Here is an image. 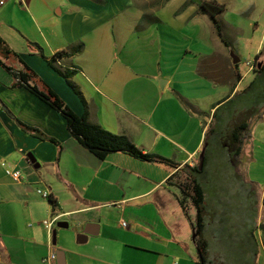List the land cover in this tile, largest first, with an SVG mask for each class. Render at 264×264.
I'll use <instances>...</instances> for the list:
<instances>
[{"label":"crops","instance_id":"crops-1","mask_svg":"<svg viewBox=\"0 0 264 264\" xmlns=\"http://www.w3.org/2000/svg\"><path fill=\"white\" fill-rule=\"evenodd\" d=\"M204 1L223 3L222 12L228 10L224 0H19L21 7L15 2L6 7L13 16L7 21V3L0 5V36L16 54L0 56L5 64L16 71L30 69V84L49 87L76 114L177 164L173 168L122 151L98 158L74 139L58 110L18 85L0 65V264H57L58 249L64 251L65 264H195L189 220L195 210L189 207L186 215L174 178H168L198 161L206 142L204 115L214 126L200 178L209 250L210 223L222 221L217 217L226 213L207 205L205 183L211 180L213 189L230 188L223 203L227 209L239 197L246 212L235 257L240 264H258L261 257L264 264V246L259 248L264 243V42L260 39L252 59L256 70L241 75L239 61L233 63L230 56L234 47L224 32L228 45L218 36L201 9ZM78 42L81 50L56 64L72 71L86 105L48 63ZM251 71L255 76L236 107L237 86ZM258 78L262 87L254 89ZM225 82L229 89L217 90ZM204 99L208 112L201 105ZM248 114L249 130L235 155L229 129ZM29 153L38 167L28 160ZM7 167L20 169L22 178L7 175ZM37 188L48 189L54 203ZM54 216L49 230L42 221ZM58 221L68 226L58 227ZM86 226L93 234L78 242ZM225 226L218 232L227 245L232 240L225 237ZM50 252L55 259L44 261ZM218 257L209 251L210 260Z\"/></svg>","mask_w":264,"mask_h":264},{"label":"trees","instance_id":"trees-1","mask_svg":"<svg viewBox=\"0 0 264 264\" xmlns=\"http://www.w3.org/2000/svg\"><path fill=\"white\" fill-rule=\"evenodd\" d=\"M201 9L210 15L215 25L218 36L226 45H228L222 34L221 25L218 20V14L224 11L225 4H219L215 1H204L201 3ZM82 46L83 43L78 42L74 46L70 47L67 51L56 52L50 57L48 63L59 75H61L65 79L70 88L79 96L82 103L86 105L81 92L70 78L72 71L62 70L56 64V61L59 58L64 55H72L79 52ZM10 54L16 55L8 47L4 39L0 36V56L7 57ZM0 65L10 71L15 78H18L19 81L16 82L18 85L26 86L32 93L58 110L65 117L68 130L74 137V139H76L80 144L86 147L98 158L103 159L109 153L122 151L142 160L163 162L173 168L177 167L176 163L164 156H161L157 153L143 152L140 148L130 142L124 135L112 133L97 124L89 122L85 114H76L49 87L44 86L41 88L36 84H30L29 80L34 75V73L30 69L26 68L25 72L19 70L16 71L12 67H9L7 64H5L1 57ZM263 65L261 66L262 69ZM254 70H256V68H254ZM249 119L250 116L248 114L241 120H237L229 129L228 141L230 143V147L235 150V155H238L240 153L242 139L244 137V134L249 130ZM33 131L35 134H37L38 137H44L38 130L33 129ZM205 135V141L208 142V145L205 148V156L202 167H199L198 159V161L193 166L184 164L176 170L178 171V173H173L168 178V180L170 181H172L171 179L176 178L174 179V185L178 189L177 198L186 215L189 217L188 204H190L195 210L194 218H189V220L191 221L193 240L198 254V258L195 264H214L213 261L209 258V244L204 234L205 196L203 186L200 181V178L207 165V159L210 149L208 130L205 132ZM48 200L50 203H54V201L50 197Z\"/></svg>","mask_w":264,"mask_h":264},{"label":"rangeland","instance_id":"rangeland-1","mask_svg":"<svg viewBox=\"0 0 264 264\" xmlns=\"http://www.w3.org/2000/svg\"><path fill=\"white\" fill-rule=\"evenodd\" d=\"M227 3L228 10H226L224 13L221 12L219 17V23L222 26V29L225 33V38L228 39L231 43V45L234 47V53L236 56H238L239 63L238 68L241 71V75L245 73V71L248 69L247 61H252L256 55V46L258 45L260 39L262 40V43L264 42V4L260 3V6L256 5V0H251L252 3L249 2V0H224ZM264 1V0H263ZM16 3L17 7H21L22 3L19 2V0H8L5 5V10L3 11L4 17L7 18V21H9L10 17H13L11 15V12L9 9H6L8 4ZM243 6L244 10L243 13H238L237 9L239 7ZM3 6H0V10L4 9ZM15 10H18L15 8ZM16 13V11H15ZM1 14V11H0ZM13 19V18H12ZM3 29L4 27H0ZM219 39V37H218ZM264 47V46H263ZM246 76V75H245ZM255 76L254 71H251L249 75L241 81L237 88L238 93L234 96V104L236 107L240 106L242 102L244 101V98L246 97V92L248 90H244L245 85L248 81H251L252 78ZM162 78L159 79V82H161ZM229 82H225L222 84L223 87L218 86L217 90L221 91L222 88L225 90L229 89ZM252 87L256 89V87H262V83L260 79H256ZM249 94L253 90H251ZM218 91V92H219ZM214 97L217 96V93L213 95ZM213 97H211L212 99ZM201 105L203 106L205 111H209L208 106L206 105V99L202 100ZM202 119H205L207 122L206 131L208 130V135L211 138V133L213 129V124L209 126V119L206 115L202 116ZM215 128L217 127V117L215 118ZM215 130V129H214ZM246 165V164H245ZM252 169L255 168V165L250 166ZM264 169V167H263ZM176 179V178H174ZM206 191H209L210 195L207 197L209 200H207V205L211 209H220L224 208L226 210L225 215L222 217H217L218 219L223 218L222 221H213V223H210V226L208 228L209 233H211L210 236V252L213 255H216L218 258L213 259L214 264H240L241 260L239 261L235 257V243L237 240V233L241 230L240 222L241 218L246 214L241 208L239 203V197H236L234 201L230 202V205L227 207L225 206L226 203V194L227 192H230V188H225V186H222V190L219 189H213L211 180L207 181L205 183ZM221 195H218L220 194ZM225 200V201H224ZM189 207L194 209L190 204H188ZM195 215V214H194ZM194 215L192 218H194ZM221 224H225L227 236L226 238L231 239L232 241L229 242V244H225L223 242V236L220 235L218 232V229ZM193 233V232H192ZM234 244V245H233ZM264 246V243H261L259 245V248L261 249ZM195 250V249H194ZM261 255H263L261 253ZM254 261V260H253ZM263 259L260 257L257 262L258 264H261Z\"/></svg>","mask_w":264,"mask_h":264},{"label":"water","instance_id":"water-1","mask_svg":"<svg viewBox=\"0 0 264 264\" xmlns=\"http://www.w3.org/2000/svg\"><path fill=\"white\" fill-rule=\"evenodd\" d=\"M230 56L232 57V61L233 63H237L239 61L238 56L235 55V53L233 51L230 52ZM164 81V80H162ZM162 83V82H161ZM162 86V84H161ZM207 146V142H204V145L201 148V151L199 153V167L201 168L203 165V160H204V156H205V148ZM28 160H30L31 162H35L36 163V158L29 153L27 155ZM38 162L35 164L36 167H38ZM56 226L58 227H67L68 223L65 221H58L56 223ZM88 226H92V224H88ZM88 226H86V228H84L80 233L77 234V241L78 242H84L86 241L87 237L89 234H93V232H91L90 230H88ZM56 242V229L54 228L52 230V243L55 244ZM56 262L57 264H65V255H64V251L63 250H56Z\"/></svg>","mask_w":264,"mask_h":264},{"label":"built area","instance_id":"built-area-1","mask_svg":"<svg viewBox=\"0 0 264 264\" xmlns=\"http://www.w3.org/2000/svg\"><path fill=\"white\" fill-rule=\"evenodd\" d=\"M8 0H0V5H3L5 2H7ZM21 2H23L24 0H20ZM247 64H248V68L249 70H252L254 69L255 67V63L254 61H247ZM18 79V78H16ZM5 173L7 175H10L13 179L15 180H20L22 178V174H21V170L18 169V168H13V167H7L5 168ZM36 192L42 196L43 198H49L50 197V192L48 189H42V188H37L36 189ZM58 218V216H54V217H51V218H47V219H44L42 221V223L50 230L53 223H55L56 219ZM120 224L122 226H126V221L125 220H121L120 221ZM55 259V253L54 252H50L45 258H44V261H51V260H54Z\"/></svg>","mask_w":264,"mask_h":264}]
</instances>
